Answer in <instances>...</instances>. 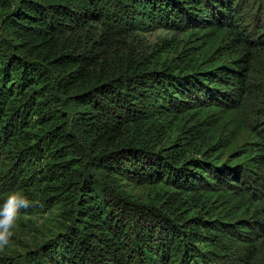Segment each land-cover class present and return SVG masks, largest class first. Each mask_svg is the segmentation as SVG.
<instances>
[{
    "label": "trees",
    "instance_id": "trees-1",
    "mask_svg": "<svg viewBox=\"0 0 264 264\" xmlns=\"http://www.w3.org/2000/svg\"><path fill=\"white\" fill-rule=\"evenodd\" d=\"M154 29L181 38L150 51ZM13 191L66 223L12 264H253L264 0H0V196Z\"/></svg>",
    "mask_w": 264,
    "mask_h": 264
},
{
    "label": "rangeland",
    "instance_id": "rangeland-1",
    "mask_svg": "<svg viewBox=\"0 0 264 264\" xmlns=\"http://www.w3.org/2000/svg\"><path fill=\"white\" fill-rule=\"evenodd\" d=\"M181 38L180 34L174 31L154 29L147 34L144 41L147 48L152 51L160 50L163 45L169 47L171 43H176ZM256 68H260L256 66ZM262 70V69H261ZM246 139V132H242L238 139L241 145ZM125 197L132 203L152 206L154 198L150 194V189L146 186L136 185L125 182L123 186ZM7 197L0 196V205L4 203ZM66 221L61 218L58 212L52 210H43L40 213H32L28 209H22L14 228L12 243L4 250L0 251V264H12L15 256L23 255L32 247L36 246L45 238L56 234L61 230ZM260 254L253 264H264V241L260 244Z\"/></svg>",
    "mask_w": 264,
    "mask_h": 264
},
{
    "label": "clouds",
    "instance_id": "clouds-1",
    "mask_svg": "<svg viewBox=\"0 0 264 264\" xmlns=\"http://www.w3.org/2000/svg\"><path fill=\"white\" fill-rule=\"evenodd\" d=\"M33 202L22 193L13 191L0 205V251L12 243L14 228L22 209H28Z\"/></svg>",
    "mask_w": 264,
    "mask_h": 264
}]
</instances>
